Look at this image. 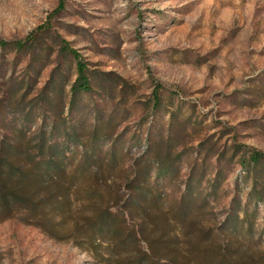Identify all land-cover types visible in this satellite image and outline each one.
Listing matches in <instances>:
<instances>
[{"label":"rangeland","instance_id":"1","mask_svg":"<svg viewBox=\"0 0 264 264\" xmlns=\"http://www.w3.org/2000/svg\"><path fill=\"white\" fill-rule=\"evenodd\" d=\"M58 1L0 0L1 40L25 39L49 24L25 51L0 46V135L25 119L26 136L33 138L45 123L52 140L69 135L68 155L114 154L118 166L81 178L63 226L54 231L19 214L0 220V264H116L106 258L105 243L97 253L76 244L74 226L99 204L84 183L97 185L103 207L120 212L126 167L152 159L157 146L174 162L167 174L151 164L149 184L161 200L143 216L148 237L165 233L169 241V250L155 255L159 264H190L198 229L223 220L237 187L245 203L255 185L252 173H242L243 157L264 153V0H64L54 12ZM62 40L86 63L92 85L72 107L75 60L61 49ZM51 78L45 90L56 102L47 108L40 96ZM193 166L205 171L206 181L217 168L224 178L216 199L192 206L182 220L173 207ZM256 180L262 187L264 173ZM107 185L114 196L105 194ZM248 213L258 244L246 255L254 259L264 253V199ZM140 217L127 221L129 230Z\"/></svg>","mask_w":264,"mask_h":264},{"label":"trees","instance_id":"2","mask_svg":"<svg viewBox=\"0 0 264 264\" xmlns=\"http://www.w3.org/2000/svg\"><path fill=\"white\" fill-rule=\"evenodd\" d=\"M64 5L65 1L59 0L54 12L62 10ZM47 29L48 22L30 32L25 39H0V46L25 51L34 43L36 33ZM61 44V49L69 52L75 60L76 78L70 86L69 104L72 107L78 95L90 92L92 85L86 63L79 59L80 56L74 49L67 46L66 41L62 40ZM52 80H48L40 96L47 108L49 103L53 105L56 102L55 99L52 101L45 90ZM26 124L25 119H21L19 129L10 132V135H0V220L19 214L25 222L35 219L40 228L54 231L58 226H63L60 220L70 211L72 191L78 189L81 178L96 174L102 169L114 170L118 165L114 154L102 156L98 152L85 151L79 156L68 155L66 148L69 135H63L62 140L54 141L51 139L52 127L48 128L45 123L36 131L35 137L28 138ZM152 153V159L147 158L143 162L135 159L126 167L129 171L124 184L127 193L120 212L103 207L101 204L104 194H98L97 185L91 181H82L84 191L91 199L99 201V204L73 228L77 232L75 241L79 247L88 248L86 245L89 244L97 253V246L105 243L106 258L109 261L114 259L116 264H159L160 258L155 255L161 250H169L170 244L163 237L165 233L157 238L148 237L143 216L150 215L146 213V209L157 207L161 200L157 187L149 184L151 164L155 162L159 166V173L167 174L172 170L174 160L168 159L169 153L162 154L158 146L153 148ZM242 162L247 168V171L242 168V173H252L255 185L248 193L245 203H242L240 189L237 187L223 220L217 226L198 229L193 239V260L190 264H264V253L254 259L246 255L249 247L258 244L252 229V214L248 213V208L251 203H259L264 199V184L259 188L256 186L260 183L256 180V174L264 173V153L251 150L246 158L243 157ZM205 176L203 169L198 171L193 166L180 199L174 203L175 217L184 220L192 206L207 207L210 200L216 199L224 174L217 168L212 179L206 181ZM111 187L107 185L105 194L114 196L116 191ZM137 215H142V220L129 230L127 221L132 220L134 224ZM138 234L143 236L146 250H142V240ZM132 239L134 241L131 242ZM127 245L131 249L124 251L123 248Z\"/></svg>","mask_w":264,"mask_h":264}]
</instances>
